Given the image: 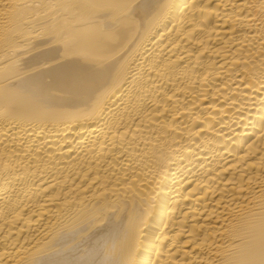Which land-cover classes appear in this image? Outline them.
<instances>
[{
	"label": "bare ground",
	"instance_id": "6f19581e",
	"mask_svg": "<svg viewBox=\"0 0 264 264\" xmlns=\"http://www.w3.org/2000/svg\"><path fill=\"white\" fill-rule=\"evenodd\" d=\"M0 264H264V0H0Z\"/></svg>",
	"mask_w": 264,
	"mask_h": 264
}]
</instances>
